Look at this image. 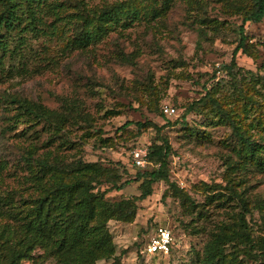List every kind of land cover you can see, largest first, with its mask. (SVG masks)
Listing matches in <instances>:
<instances>
[{"label": "rangeland", "instance_id": "rangeland-1", "mask_svg": "<svg viewBox=\"0 0 264 264\" xmlns=\"http://www.w3.org/2000/svg\"><path fill=\"white\" fill-rule=\"evenodd\" d=\"M53 1L63 5L57 14L48 7ZM251 5L252 0H49L40 28L23 33L25 43L5 57L0 78V235L18 224L8 208L22 209L53 176L52 185L61 177L70 180L64 171L39 174L41 160L58 161L61 168L75 161L110 167L120 183L130 182L122 189L105 183L95 191L113 201L134 199L144 181L138 173L157 167L152 161L138 167L134 150H148L163 135L172 145L169 180L129 203L127 209L135 208L129 220H109L115 250L97 264H202L212 234L231 232L240 222L244 209L232 188L247 200L245 217L255 240L264 236V170L242 166L231 124L215 105L216 100L241 129L264 142V19L245 24L246 45L233 67L241 13ZM107 11L118 19L103 25L99 16ZM84 32L96 36L85 46L79 42ZM18 36L12 32V46ZM25 104L42 105L60 125L26 121ZM166 105L176 112L166 114ZM140 120L162 129L140 130ZM159 226L172 230L171 252L144 254ZM9 233L0 239V264L10 259L16 237ZM234 248L228 244L226 253ZM42 253L37 248L20 264H41ZM43 264L58 263L53 258ZM241 264L260 261L251 257Z\"/></svg>", "mask_w": 264, "mask_h": 264}, {"label": "trees", "instance_id": "trees-1", "mask_svg": "<svg viewBox=\"0 0 264 264\" xmlns=\"http://www.w3.org/2000/svg\"><path fill=\"white\" fill-rule=\"evenodd\" d=\"M49 0H0V78L3 74L4 59L18 52V49L25 43L23 33L27 30H38L42 21V12L46 10ZM46 3V4H45ZM63 5L59 1L51 2L48 7L56 14ZM57 11V12H56ZM242 24L240 25V42L233 55V67H237L236 55L238 51L245 48L247 36L245 24L247 22H261L264 19V0H252V5L242 13ZM112 19H118L112 15V11H107L99 16V20L105 23ZM85 24V23H84ZM102 25V26H103ZM22 30V35L20 34ZM19 33L17 43L12 46L10 38L12 32ZM80 44L88 45L92 38L96 37L90 32L81 34ZM14 40V39H13ZM245 51V49H243ZM232 65H225L226 70H231ZM210 97L208 93L197 103L188 107V111L194 110L196 105L201 104ZM215 105L221 110L224 118L231 124L233 140L237 141L241 147L242 166H254L264 170V142L253 138L252 134L241 129L234 121L233 117L215 100ZM22 112L26 121L45 120L49 124L52 122V113L42 105H24ZM126 124H132L128 121ZM138 128L144 129L155 127L159 132L161 126L152 121H137ZM59 126L60 123L55 124ZM172 153V145L168 137L160 135V141H156L149 146L147 157L155 163L157 167L151 171L139 172L136 178H143L142 193L140 199L146 198L153 193V185L158 181L169 180V156ZM39 174L52 172V175H59V172H66L70 180L61 177V180L52 185H39L40 192L36 197H32L28 203H24L22 209H7L9 215L18 222L14 228L4 227L0 239L6 233L13 240L11 255L8 264H20L22 260L33 258L37 248L43 250L40 257L46 260L55 258L58 264H97V260L110 259L115 250L112 233L109 230L108 222L112 218L127 221L135 213V208L127 209V205L136 202L137 198L123 201H113L105 198V192H96L99 185L110 183L111 188L122 189L130 180L120 183L117 173L110 167H104L98 162L75 161L61 168L60 162L51 164L48 158L39 162ZM176 186V185H175ZM235 194L243 205L240 213V222L231 232L221 230L212 234V237L205 245V256L202 264H241L245 258L253 257L255 261H260L259 254L264 255V236L255 240L252 235V227L246 220V212H249L247 200L241 193ZM25 202V200H24ZM9 204V203H8ZM29 204V205H27ZM135 206V204L133 205ZM264 205H262L263 207ZM19 208V207H17ZM132 212V213H131ZM131 214V215H130ZM17 234V235H16ZM11 238H8L11 239ZM3 241H0V243ZM233 244L234 249L229 254L226 253L228 244ZM258 248L259 253L253 250ZM143 251V250H142ZM243 255V257H241Z\"/></svg>", "mask_w": 264, "mask_h": 264}, {"label": "built area", "instance_id": "built-area-1", "mask_svg": "<svg viewBox=\"0 0 264 264\" xmlns=\"http://www.w3.org/2000/svg\"><path fill=\"white\" fill-rule=\"evenodd\" d=\"M166 114H173L176 112L174 106L166 105L164 107ZM134 162L138 167H146L151 161L147 157V150L136 148L134 150ZM175 243L172 230L166 226H159L154 234L150 237L147 244L143 247V253L149 255L155 254H169Z\"/></svg>", "mask_w": 264, "mask_h": 264}]
</instances>
